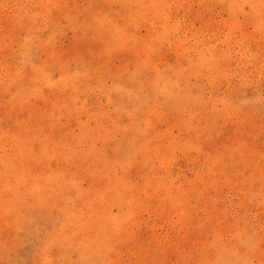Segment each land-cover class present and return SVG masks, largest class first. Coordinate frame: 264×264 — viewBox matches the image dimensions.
Returning <instances> with one entry per match:
<instances>
[{
	"label": "rangeland",
	"instance_id": "rangeland-1",
	"mask_svg": "<svg viewBox=\"0 0 264 264\" xmlns=\"http://www.w3.org/2000/svg\"><path fill=\"white\" fill-rule=\"evenodd\" d=\"M0 264H264V0H0Z\"/></svg>",
	"mask_w": 264,
	"mask_h": 264
}]
</instances>
